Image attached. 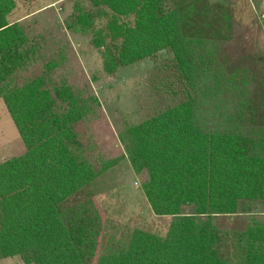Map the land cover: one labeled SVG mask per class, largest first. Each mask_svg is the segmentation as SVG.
I'll use <instances>...</instances> for the list:
<instances>
[{"label": "trees", "instance_id": "16d2710c", "mask_svg": "<svg viewBox=\"0 0 264 264\" xmlns=\"http://www.w3.org/2000/svg\"><path fill=\"white\" fill-rule=\"evenodd\" d=\"M87 1L94 11L78 9L74 25L109 18L106 36L94 39L108 74L166 51L174 56L185 100L120 136L153 212L173 222L164 238L136 230L127 248L98 258L102 218L93 201L73 202L98 176L75 130L86 100L69 86L51 89L48 73L4 92L30 48L25 28L8 19L16 0H0V99L26 146L0 163V259L264 264V230L256 239L253 228L227 223L246 219L255 202L264 210V55L251 57L249 68L240 66L246 59L233 63L228 36L198 30L178 0ZM239 26L229 21L234 34Z\"/></svg>", "mask_w": 264, "mask_h": 264}, {"label": "rangeland", "instance_id": "374dc122", "mask_svg": "<svg viewBox=\"0 0 264 264\" xmlns=\"http://www.w3.org/2000/svg\"><path fill=\"white\" fill-rule=\"evenodd\" d=\"M178 2L201 23L196 26L198 30L228 36L226 51L233 63L246 59L240 66L249 68L255 66L251 57L264 55V0ZM78 9L94 11L87 0H16L9 17H27L23 27L30 54L25 65L3 84V90L6 93L48 73L51 89L69 86L86 100V117L75 130L81 157L98 176L73 202L93 201L102 218L99 258L127 248L136 230L167 236L173 217L153 212L120 136L185 100L186 93L170 51L108 74L103 65L104 48H96L94 39L100 34L106 36L109 18L96 16L86 25H74ZM229 19L240 24L239 33H233ZM124 20L133 22V18ZM48 65L53 67L51 71ZM25 153L26 146L0 99V163ZM247 211L244 220L231 216L229 229L251 227L259 239L257 232L264 230L263 205L255 202ZM0 264L25 263L20 257H10L0 259Z\"/></svg>", "mask_w": 264, "mask_h": 264}, {"label": "crops", "instance_id": "0c3cea01", "mask_svg": "<svg viewBox=\"0 0 264 264\" xmlns=\"http://www.w3.org/2000/svg\"><path fill=\"white\" fill-rule=\"evenodd\" d=\"M9 19V22L10 23H18V24H20V25H22L23 26V24H24V22H25V20L27 19V17H24V18H20V17H18V18H14V19H10V17L8 18Z\"/></svg>", "mask_w": 264, "mask_h": 264}]
</instances>
